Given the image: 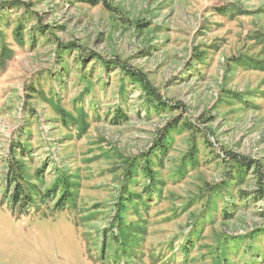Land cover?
<instances>
[{
	"label": "rangeland",
	"instance_id": "1",
	"mask_svg": "<svg viewBox=\"0 0 264 264\" xmlns=\"http://www.w3.org/2000/svg\"><path fill=\"white\" fill-rule=\"evenodd\" d=\"M107 2L0 0V264H264V0Z\"/></svg>",
	"mask_w": 264,
	"mask_h": 264
},
{
	"label": "trees",
	"instance_id": "2",
	"mask_svg": "<svg viewBox=\"0 0 264 264\" xmlns=\"http://www.w3.org/2000/svg\"><path fill=\"white\" fill-rule=\"evenodd\" d=\"M76 2L78 3H85V4H89V5H98V4H104L105 6L107 7H110L111 5L107 2V0H75ZM48 26H44V27H39V32H41L42 34H44V36L47 35V31H48ZM23 25H19L18 28L15 30L16 31V35H17V39L20 40L21 42H23V35H24V31H23ZM33 32L32 33V40L35 42V35H36V30L33 28ZM259 38L261 41L264 42V34H259ZM37 40V39H36ZM71 47V46H69ZM259 63V62H252L251 63V66H253L254 68H256L255 66H257L256 64ZM123 70V73L124 75L129 79L131 80V82H136V84H138L140 87H143L145 90H147V93L149 94V98H150V101H151V105L148 107V113H151V111L153 112H159L160 110H165L167 105L165 104V102L157 99L156 97H158V94L156 95V93L153 91V89L148 85V82L147 84L143 81V79L140 77V75L134 71V70H130V69H127L124 67ZM157 99V101H156ZM177 128V124H172V127H171V133L173 131H175ZM166 134V133H165ZM164 134V135H165ZM165 136H168V135H165ZM159 149L160 151H162V153L164 154L165 151H166V145L165 144H159ZM157 147V149H158ZM155 149V150H157ZM191 160L193 161V158H191ZM195 160V158H194ZM151 164V163H150ZM241 165V163H239ZM246 166H249V163L246 164ZM144 169V172L146 173V176L147 178L150 179V182L152 183V186H151V183H150V186L154 188V185H156V179L153 177L154 176V172L150 169V165L148 164H144V167H142ZM244 170H241V173L238 172L239 176L241 177ZM246 171V170H245ZM149 186V187H150ZM259 193H261L262 195H259L257 198H264V190L263 189H259ZM132 200V199H131ZM131 202V201H130ZM226 218H228V215H225ZM262 232V229H256L254 230L251 234L253 235V240L255 239L256 236H258L260 233ZM250 236V235H249Z\"/></svg>",
	"mask_w": 264,
	"mask_h": 264
}]
</instances>
